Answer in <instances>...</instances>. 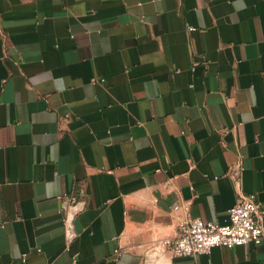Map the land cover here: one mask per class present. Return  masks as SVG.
I'll return each instance as SVG.
<instances>
[{
    "label": "crops",
    "instance_id": "0c3cea01",
    "mask_svg": "<svg viewBox=\"0 0 264 264\" xmlns=\"http://www.w3.org/2000/svg\"><path fill=\"white\" fill-rule=\"evenodd\" d=\"M249 193L264 0H0V264H264L162 247Z\"/></svg>",
    "mask_w": 264,
    "mask_h": 264
},
{
    "label": "built area",
    "instance_id": "2783aa9c",
    "mask_svg": "<svg viewBox=\"0 0 264 264\" xmlns=\"http://www.w3.org/2000/svg\"><path fill=\"white\" fill-rule=\"evenodd\" d=\"M180 208L187 212L189 203L174 204L172 210ZM263 216L254 194L241 195L229 208L228 221L224 224L188 214L177 218L174 237L165 240L162 247L171 256H195L209 253L217 246L232 248L248 243H264ZM114 252L116 256L121 254L117 249Z\"/></svg>",
    "mask_w": 264,
    "mask_h": 264
}]
</instances>
